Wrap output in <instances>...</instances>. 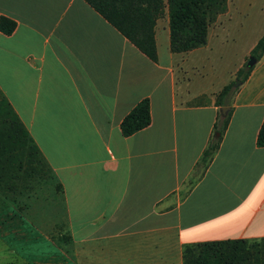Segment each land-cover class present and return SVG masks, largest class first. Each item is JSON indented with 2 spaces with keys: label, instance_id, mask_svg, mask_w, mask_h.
Masks as SVG:
<instances>
[{
  "label": "crops",
  "instance_id": "crops-1",
  "mask_svg": "<svg viewBox=\"0 0 264 264\" xmlns=\"http://www.w3.org/2000/svg\"><path fill=\"white\" fill-rule=\"evenodd\" d=\"M234 8L229 0L207 44L184 53L171 50L167 11L154 62L85 0H0V17L17 22L0 31V90L62 184L66 264H184L189 243L264 238V56L233 87L230 123L203 175L198 165L217 96L264 35L263 26L228 82L195 86L215 66ZM144 98L151 124L124 136L123 119ZM0 264L30 263L2 250Z\"/></svg>",
  "mask_w": 264,
  "mask_h": 264
},
{
  "label": "trees",
  "instance_id": "trees-1",
  "mask_svg": "<svg viewBox=\"0 0 264 264\" xmlns=\"http://www.w3.org/2000/svg\"><path fill=\"white\" fill-rule=\"evenodd\" d=\"M85 1L140 51L152 61L158 62L155 27L157 21L163 18L167 11L170 19L171 50L175 53H184L207 44L209 28L228 10L229 0ZM16 27L15 20L7 16L0 17V31L4 34L11 35ZM251 54L258 60L263 58L264 35ZM254 67L255 65L247 66L245 70L241 68L239 79L245 82ZM234 91L231 83L217 96V104L228 106L230 110L226 114L220 111L218 115L210 141L198 163L202 166L201 175L218 151L230 123ZM151 122L150 99L144 98L123 119L121 130L124 136H131L148 127ZM257 144L264 147V122ZM37 175L48 183L56 180L59 191L63 192L62 184L54 170L10 101L0 90V215L6 197L20 192L17 191L18 180L23 179L30 184ZM191 181L195 182V177ZM183 255L184 264H264V238L189 243L185 245Z\"/></svg>",
  "mask_w": 264,
  "mask_h": 264
},
{
  "label": "rangeland",
  "instance_id": "rangeland-1",
  "mask_svg": "<svg viewBox=\"0 0 264 264\" xmlns=\"http://www.w3.org/2000/svg\"><path fill=\"white\" fill-rule=\"evenodd\" d=\"M234 2V11L221 30L224 42L214 45L212 58L215 66H207L205 79L196 78L195 86L199 82H207L217 88L223 82H228L235 66L241 62L247 45L264 26V0ZM165 19L164 16L162 23ZM239 80L238 71L231 82L233 87ZM18 182L17 191L20 192L6 197L0 215V251L13 250L19 255L23 254L30 264L70 262L73 246L57 181L48 183L37 175L30 184L23 179Z\"/></svg>",
  "mask_w": 264,
  "mask_h": 264
},
{
  "label": "water",
  "instance_id": "water-1",
  "mask_svg": "<svg viewBox=\"0 0 264 264\" xmlns=\"http://www.w3.org/2000/svg\"><path fill=\"white\" fill-rule=\"evenodd\" d=\"M257 61H258V59L255 56H251L248 63H247V66L253 67L257 63ZM241 83H242L241 80L237 81L235 83L234 87L240 86ZM229 110H230V107H228V106L222 107V109H221L222 113H224V114H226Z\"/></svg>",
  "mask_w": 264,
  "mask_h": 264
}]
</instances>
